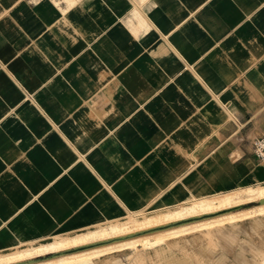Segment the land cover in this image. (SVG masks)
<instances>
[{"label": "crops", "instance_id": "1", "mask_svg": "<svg viewBox=\"0 0 264 264\" xmlns=\"http://www.w3.org/2000/svg\"><path fill=\"white\" fill-rule=\"evenodd\" d=\"M263 133L264 0H0V250L264 184Z\"/></svg>", "mask_w": 264, "mask_h": 264}, {"label": "bare ground", "instance_id": "2", "mask_svg": "<svg viewBox=\"0 0 264 264\" xmlns=\"http://www.w3.org/2000/svg\"><path fill=\"white\" fill-rule=\"evenodd\" d=\"M139 209L124 213L123 218L105 212L77 231L54 232L38 243L18 242L0 250V264H82L109 260L139 247L159 248L187 240L220 224L264 216V184L238 186L225 193L191 194L167 206Z\"/></svg>", "mask_w": 264, "mask_h": 264}, {"label": "rangeland", "instance_id": "3", "mask_svg": "<svg viewBox=\"0 0 264 264\" xmlns=\"http://www.w3.org/2000/svg\"><path fill=\"white\" fill-rule=\"evenodd\" d=\"M195 235L193 238H198V243L183 247V264H264V216L220 224ZM138 249L146 248H135Z\"/></svg>", "mask_w": 264, "mask_h": 264}, {"label": "built area", "instance_id": "4", "mask_svg": "<svg viewBox=\"0 0 264 264\" xmlns=\"http://www.w3.org/2000/svg\"><path fill=\"white\" fill-rule=\"evenodd\" d=\"M251 147L255 156L264 161V133L252 140Z\"/></svg>", "mask_w": 264, "mask_h": 264}]
</instances>
